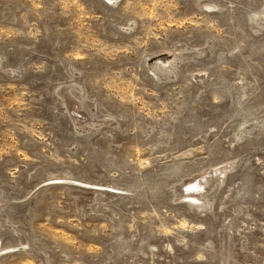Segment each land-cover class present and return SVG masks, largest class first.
Here are the masks:
<instances>
[{
  "label": "rangeland",
  "instance_id": "rangeland-1",
  "mask_svg": "<svg viewBox=\"0 0 264 264\" xmlns=\"http://www.w3.org/2000/svg\"><path fill=\"white\" fill-rule=\"evenodd\" d=\"M0 264H264V0H0Z\"/></svg>",
  "mask_w": 264,
  "mask_h": 264
}]
</instances>
